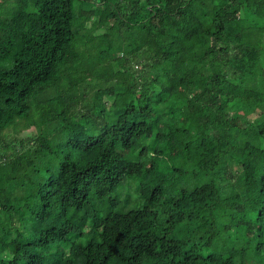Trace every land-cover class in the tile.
Returning <instances> with one entry per match:
<instances>
[{
  "label": "trees",
  "instance_id": "1",
  "mask_svg": "<svg viewBox=\"0 0 264 264\" xmlns=\"http://www.w3.org/2000/svg\"><path fill=\"white\" fill-rule=\"evenodd\" d=\"M0 264H264V0H0Z\"/></svg>",
  "mask_w": 264,
  "mask_h": 264
},
{
  "label": "rangeland",
  "instance_id": "2",
  "mask_svg": "<svg viewBox=\"0 0 264 264\" xmlns=\"http://www.w3.org/2000/svg\"><path fill=\"white\" fill-rule=\"evenodd\" d=\"M82 16H84L85 18V21L86 22H89L90 21V19L93 17L92 15V13L91 12H89V13H84V12H82V11H80L79 12ZM244 80H246V82H245V85L248 87H251V88H255L256 87V83L254 82V80H253V78L251 77V78H249V79H244ZM235 113H237V112H235ZM231 123L232 124H236V125H239L240 127H243V126H245L246 125V119L244 118V117H241V116H233L232 117V119H231ZM53 149H54V147H53ZM122 154H124V153H122ZM30 166L33 164V162H29L28 163Z\"/></svg>",
  "mask_w": 264,
  "mask_h": 264
}]
</instances>
